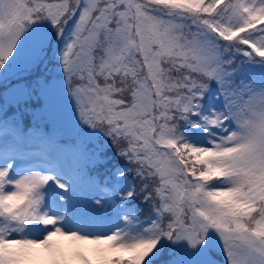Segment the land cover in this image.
I'll return each mask as SVG.
<instances>
[{
	"label": "snow or ice",
	"instance_id": "1",
	"mask_svg": "<svg viewBox=\"0 0 264 264\" xmlns=\"http://www.w3.org/2000/svg\"><path fill=\"white\" fill-rule=\"evenodd\" d=\"M0 264H264V0H0Z\"/></svg>",
	"mask_w": 264,
	"mask_h": 264
}]
</instances>
